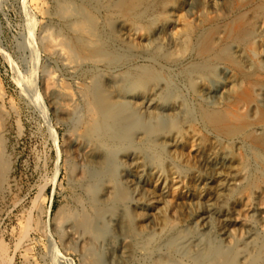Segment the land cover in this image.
I'll list each match as a JSON object with an SVG mask.
<instances>
[{
  "label": "bare ground",
  "instance_id": "obj_1",
  "mask_svg": "<svg viewBox=\"0 0 264 264\" xmlns=\"http://www.w3.org/2000/svg\"><path fill=\"white\" fill-rule=\"evenodd\" d=\"M245 1L235 8L233 0H56L51 18L46 3L30 0L34 15L58 24L44 28L45 51L70 77L53 71L45 89L53 114L72 125L64 152L70 181L83 194L73 198L74 206L56 210L51 225L66 234L65 251L79 249L82 264H264V210L255 207L264 206V152L258 147L264 146V124L253 125L264 109V77L248 82L251 99L231 108L258 144L224 125L226 111L210 113L219 95L225 103L231 100L228 91L244 82L242 70L264 72V0ZM175 12H182L187 27L180 46L170 29ZM234 21L240 27L229 37ZM208 24L219 29L202 51L188 57L185 69L186 78L201 84L198 109L206 113L198 117L183 109L185 99L174 83L164 93L170 83L161 72L198 46L191 38ZM137 39L165 41L169 49L145 56L123 45ZM172 44L176 49L170 50ZM227 47L240 59L241 71L218 58ZM83 67L95 71L78 74ZM212 75L219 80L211 82ZM2 94L0 86V100ZM132 106L176 121L170 127L136 125L135 142L127 135L139 116L129 113ZM1 110L0 198L9 174ZM119 153L132 176L116 173ZM133 190L136 202L130 207ZM106 219L113 222L108 227ZM19 231L25 240L27 227ZM6 251L0 242V264H10Z\"/></svg>",
  "mask_w": 264,
  "mask_h": 264
},
{
  "label": "rangeland",
  "instance_id": "obj_2",
  "mask_svg": "<svg viewBox=\"0 0 264 264\" xmlns=\"http://www.w3.org/2000/svg\"><path fill=\"white\" fill-rule=\"evenodd\" d=\"M42 1L44 4H47V6L45 4V7L48 10V14H50L47 16L50 17L53 12L51 8L55 6L56 0ZM246 2L245 0H233L235 8L245 5ZM29 3L30 0H0V86L4 94H2L3 96L0 100V109L2 107L1 111L6 115L3 122V142L4 154L9 161L7 183H5V191H3L0 198V242L6 247V259L10 264H82L79 249L74 247L73 250L65 251L64 246L67 245L66 234L53 230L51 225L56 210L62 206H74L73 198L83 194V190L80 187L78 188V186H74L72 181H70L64 152V148L68 143V133L72 125L71 123H62L56 114H53L46 96L45 84L48 75L56 70L62 75L66 73L62 70L63 68L60 64H58L57 59L45 51L46 48L43 40L44 28L51 27L55 29L58 28V24L54 18L51 20L46 16L47 18L43 19L40 15H34L35 13ZM181 14L182 12H175L170 16V29L173 35L171 36L177 42L180 41L179 37H182V34L187 30ZM172 16L174 17L172 18ZM239 27L240 21L231 23L229 28H227L229 37L234 36L235 31ZM217 29H219V24L205 25V32L201 31L202 33H199L198 36L191 38V41L194 39V42L196 38L199 40H197L198 46L192 52L189 49L187 52L184 50L180 54L181 56H177V66L173 67V64L167 65V67L170 66L171 68L169 67L167 70L164 69L161 72L162 77H165V82L167 81L166 83H170L171 85L174 83L173 85L177 90L179 89V96L182 100L183 98L185 99V101L183 100L184 102L182 101L183 109L188 110L191 114L195 113V116L198 117H203L206 113L199 110L201 109V100L204 99L201 84L191 82V80L186 78L187 70L185 69L191 65L188 62V57L195 55L196 50H203ZM157 42H147L137 39L135 42H127L123 45L129 46L128 48L132 53H143L145 56L146 54L160 55L169 49L165 41V43L162 41ZM180 42L177 43L178 46H180ZM172 45L170 50L176 49L175 44ZM155 46H159L158 50ZM234 54V50L227 47L223 48L218 58L222 59L225 63L227 62L226 64L227 66L230 65V68L233 67L235 69L240 67L241 71L240 59ZM163 65L166 66L164 63ZM82 69L78 74L85 75L86 73H91L90 71H95L91 67H83ZM242 72L244 82L237 86L236 90L234 89L233 91L231 89L228 91L229 97H232L231 100L229 98L230 102L227 101L228 103H225L222 100V95H219L220 97L215 98V106L213 105L210 113L213 115V112L221 114L226 111V115L222 114L226 118L224 125L226 127L229 126V129L233 130L236 135H244L246 133L243 137H246L247 142L250 140L249 143L254 141L255 144H258L259 142L255 140L258 137L251 136L248 131L242 130V126L244 125L243 127H245L248 124L241 116L233 113L231 108L237 102L247 99L249 101L251 99L246 84L254 80L255 77V79L264 77V72L261 73L262 75L259 72L256 73L255 70L253 71V69L247 72L242 70ZM64 76L70 79L67 74ZM218 76L220 77V74ZM215 78L217 81L219 80L212 75L210 77L211 82ZM170 84L165 87L164 93L166 95L171 90V87H174ZM162 88L164 89V86ZM136 99L137 97L133 99V102L137 101ZM135 108V106H132L129 109V113L134 114L136 112L139 116L129 123V125L126 124L127 121L124 122L128 125L127 130L130 132L127 135L135 142L137 141L135 138L138 133L136 127L139 128L141 124L146 128H152L154 125H161L164 122L162 124L163 127H170L176 121L172 118L170 119V117L156 118L154 113H157V110H154V112L142 109L141 113H139ZM143 111L147 112L143 113ZM150 114H152L153 118H151ZM259 115L257 120L253 121V125L255 123L258 125L264 124L263 108L260 109ZM137 119L141 121L136 122L135 120ZM157 119L159 120L157 121ZM143 120L146 122H142ZM222 124L218 125V127L224 126ZM131 128L134 130L132 131ZM208 128L212 129L211 126H208ZM239 132L242 133L240 134ZM258 147L264 152V146L259 144ZM88 148L86 151L89 150ZM86 151L82 155L83 159H85ZM118 155L115 159L121 165L114 167H118L116 168V173H119L121 176L125 174L130 176L131 174L129 173H132L131 167L128 166V163L127 165L124 163L123 154L119 153ZM108 156L111 157L112 153H108ZM185 173L189 175L190 171L187 170L186 172L185 169ZM136 191L133 190L128 193L132 202L130 207L136 202L134 201L136 197L133 198V196H136ZM255 207L264 210L263 204L262 206L257 204ZM107 220L103 222L105 223L103 224L104 227H108L113 223ZM20 224H24V226H20ZM21 227H27L25 240H20L18 235L19 230L22 229ZM106 264L110 263L106 261Z\"/></svg>",
  "mask_w": 264,
  "mask_h": 264
}]
</instances>
